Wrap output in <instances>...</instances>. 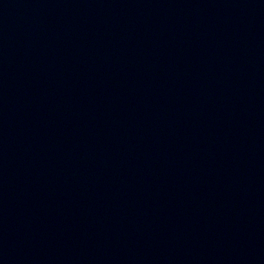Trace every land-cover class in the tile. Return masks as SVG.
Segmentation results:
<instances>
[{"label":"water","instance_id":"95a60500","mask_svg":"<svg viewBox=\"0 0 264 264\" xmlns=\"http://www.w3.org/2000/svg\"><path fill=\"white\" fill-rule=\"evenodd\" d=\"M0 264H264V0H0Z\"/></svg>","mask_w":264,"mask_h":264}]
</instances>
